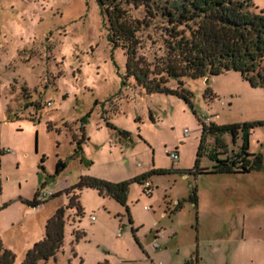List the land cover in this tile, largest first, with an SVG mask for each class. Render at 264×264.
I'll use <instances>...</instances> for the list:
<instances>
[{
    "label": "rangeland",
    "instance_id": "rangeland-1",
    "mask_svg": "<svg viewBox=\"0 0 264 264\" xmlns=\"http://www.w3.org/2000/svg\"><path fill=\"white\" fill-rule=\"evenodd\" d=\"M252 3L264 8V0ZM124 63L97 0H0V244L11 264L61 206L62 244L39 264H264V87L234 70L183 77L189 105L173 93L145 92ZM201 116L261 123L234 138L226 130L202 137ZM244 140L261 156L258 169L194 171L196 159L209 169ZM58 159L64 165L55 171ZM149 169L165 171L146 176V194L133 178ZM80 176L128 181L127 211L89 186L78 193L81 213L66 206Z\"/></svg>",
    "mask_w": 264,
    "mask_h": 264
},
{
    "label": "trees",
    "instance_id": "trees-1",
    "mask_svg": "<svg viewBox=\"0 0 264 264\" xmlns=\"http://www.w3.org/2000/svg\"><path fill=\"white\" fill-rule=\"evenodd\" d=\"M102 7L108 27V39L113 47H121L125 55V76L147 93H173L191 105L190 92L182 85L183 77H210L227 70L238 71L252 86L264 87V8L256 10L252 0H97ZM146 32L142 36L143 32ZM148 54L150 58H148ZM174 78L176 87L167 82ZM201 123L205 133L229 131L232 138L237 129H248L258 122L216 124ZM107 126L114 128L109 122ZM117 132L126 137L125 130ZM202 147V139L199 149ZM199 153V152H198ZM198 155V154H197ZM195 172L243 173L260 167L261 156L247 150L246 141L238 150L224 158H213L208 168ZM64 165L58 159L55 171ZM164 169H149L133 178L142 184L150 173ZM128 181L109 182L94 177L80 176L66 190L68 203L81 213L78 193L83 186L94 187L101 195H109L125 204ZM38 193L27 203H39ZM49 196H52L50 194ZM188 199L196 205L194 187ZM179 205V202L176 203ZM129 221L131 219L129 217ZM64 207H58L45 221L42 238L35 241L18 264H39L60 249L63 238ZM75 237L83 232L73 229ZM13 254L1 247L0 264H11ZM95 264H107L99 261Z\"/></svg>",
    "mask_w": 264,
    "mask_h": 264
},
{
    "label": "built area",
    "instance_id": "built-area-1",
    "mask_svg": "<svg viewBox=\"0 0 264 264\" xmlns=\"http://www.w3.org/2000/svg\"><path fill=\"white\" fill-rule=\"evenodd\" d=\"M200 120H201V122H203L204 124H207V123L211 122V119H210L209 116H201V117H200ZM186 133H187V131L184 130V135H186ZM165 153H166L171 159H177V157H178V154H177L176 151H165ZM142 186H143V191H144L146 194H150V193H151V185H150V182H149L148 180H146V179L143 180V182H142ZM48 195H50V194H48ZM39 196H40V198H43V197L46 196V194L43 193V192H40V193H39ZM91 217L93 218V216H91ZM114 232H115V234H116L117 236H119V235H120V227L116 228V229L114 230ZM153 246H156V244L153 243Z\"/></svg>",
    "mask_w": 264,
    "mask_h": 264
}]
</instances>
